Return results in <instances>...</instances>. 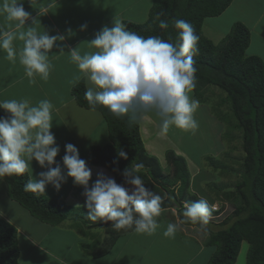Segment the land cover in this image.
Here are the masks:
<instances>
[{
	"label": "clouds",
	"instance_id": "1",
	"mask_svg": "<svg viewBox=\"0 0 264 264\" xmlns=\"http://www.w3.org/2000/svg\"><path fill=\"white\" fill-rule=\"evenodd\" d=\"M0 15L13 22L9 24L10 30L0 27V50L6 52V59L15 62L18 56L30 82L34 83L36 76L47 80L53 67L49 53L65 37L38 32L39 21L25 11L22 0H0ZM30 19L34 26L26 28ZM173 25L178 33V44L160 36L145 38L115 19L112 27L105 26L88 42L97 51L81 55L79 48L71 50L72 62L90 85L85 92L90 106H103L117 117L131 115L140 120L155 113L161 121V136H166L172 127L196 130L199 124L195 113L200 102L191 93L197 84L193 58L199 53V37L193 26L183 19L173 21ZM159 27L166 30L169 24L160 20ZM84 28L86 25L82 30ZM16 40L23 42L19 51L14 44ZM60 54H64L62 50ZM79 79L77 77L74 83ZM0 109L11 114L10 118H0V178L27 173L25 191L44 195L49 185L60 191L67 181L57 163L60 149L52 133V103L46 99L36 105L28 99L0 100ZM65 148L63 165L67 177L85 189L88 220L111 222L115 230L134 227L137 233L147 234L160 227L157 218L165 211L163 201L146 187L140 175L142 163L132 164L123 171L126 183L134 186L131 192L103 174L89 187L92 170L80 157L76 146L69 143ZM118 156L128 159L123 149L118 151ZM33 160L47 169L38 179L33 176ZM214 211V204L200 198L185 202L183 217L193 224L206 226ZM176 231L177 224L169 223L163 234L174 237Z\"/></svg>",
	"mask_w": 264,
	"mask_h": 264
},
{
	"label": "trees",
	"instance_id": "2",
	"mask_svg": "<svg viewBox=\"0 0 264 264\" xmlns=\"http://www.w3.org/2000/svg\"><path fill=\"white\" fill-rule=\"evenodd\" d=\"M233 1L150 0L152 5L145 22L125 21L124 24L129 31L145 38L160 36L173 44H178V33L173 21L183 19L193 26L199 37V53L193 58L197 81L193 91L199 95L204 87L215 85L226 92V97L214 114L225 125V141L236 140L238 137L234 132H241L239 139L244 153L242 159L237 160L242 168L239 181L234 185L230 182L221 183V186L213 183L218 189L215 191L220 192L215 194L218 200L234 201L236 207L222 222L223 227L212 233L209 239L208 245L217 248L210 264H236L243 242L249 244L247 264H264V61L259 56L247 54L252 33L242 22H236L219 44L203 32L209 19L221 16ZM160 20L168 22L166 30L160 29ZM86 90L85 81L74 86L72 94L75 101L85 109L99 111L109 131L107 145L90 148L91 163L107 168L119 184H127L123 176L126 168L142 163L144 167L140 175L146 187L161 196L162 208L165 210L177 205L184 220V202L192 203L200 199L188 192L191 189V175L184 156L168 151V166L162 167L158 158L145 150L140 119L131 115L117 117L103 106L91 107L85 98ZM226 105L228 108L224 110ZM10 117V113L0 109V118ZM120 149L127 153V160L118 156ZM212 166L216 171L220 169L221 177H226V174L231 176L230 173L235 171ZM1 179L7 184L9 199L18 202L32 217L49 226H60L65 221L77 222L81 219L89 228L104 230V237L93 232L85 238L86 242L81 243L80 251L92 260L99 261L106 257L120 237L134 231V227L115 230L111 222H92L87 218L88 210L69 205L65 198H50L25 191L27 173ZM225 188L226 192H223ZM77 210H82V215L76 214ZM194 225L201 226L199 223ZM21 257L18 229L0 216V264H22Z\"/></svg>",
	"mask_w": 264,
	"mask_h": 264
},
{
	"label": "crops",
	"instance_id": "3",
	"mask_svg": "<svg viewBox=\"0 0 264 264\" xmlns=\"http://www.w3.org/2000/svg\"><path fill=\"white\" fill-rule=\"evenodd\" d=\"M98 1L99 3L98 5L96 3V5H97V9L99 10L100 0ZM22 4L25 11H27L33 19L39 21V24L36 26L38 32L43 33L44 31H46L50 36L65 37L63 41H58L57 46H55L52 49V52L49 53V61L53 62L54 64L52 67V72L57 73L59 76L57 77L56 80L57 85L59 80L60 82L65 84L67 80L72 79L73 76H77L85 80L86 86H90L86 78L79 72L77 65L74 62H72L71 56L69 54L71 50L77 48H79V52L81 55H84L85 53L97 51L95 48L91 47L88 44V42L92 41L95 38L97 33L100 32L101 28L107 26L106 24L107 20L104 17L106 12L103 13L102 18L96 15L85 14L84 12V8H86L85 0H37V2L34 3H32L31 0H22ZM133 4L129 3L126 7L124 8L121 7V11L116 12V14L121 18L120 20L122 21V23H124L125 21L135 22L132 21L131 18L130 20L122 18L123 13L133 10ZM106 6L108 9H111L115 6V4L112 0H108L106 2ZM107 8L106 11H108ZM139 11L141 12L142 10ZM225 16H230V18L232 17V19L230 21L227 20L224 21ZM146 20L147 19H144V21L142 22L140 21L137 22L143 23ZM210 21L212 22V26L215 29L219 30V32H221L223 38L226 36V33L227 34L229 33L235 22H242L245 25H247L252 33V41L247 51V54L251 56L254 55L259 56L264 61V0H234L233 4L221 16L209 19L208 22ZM10 23L13 22H8L5 19V16L0 15V27H3L5 30H10L9 29ZM85 25L86 28L82 30V26ZM226 25H227V29H225ZM32 26L34 25L32 23V19H30L26 22L25 27L27 28ZM206 26L207 25L205 24L203 28V32L208 31ZM109 27L112 26L110 25ZM209 34L212 35L211 33ZM209 37L213 38L212 40H214V42L222 40V37L218 38L216 36V39H214L213 35ZM14 44L17 51L23 48L22 41L16 40ZM61 50L63 51L64 54H60ZM17 60L19 61V58ZM0 62H1V57H0ZM5 62L6 61L3 60V62L0 63V67H3L5 65ZM8 66L13 70L15 69V67L12 65H8ZM4 68L0 70V86L2 87V89H0V100H3V93L6 90L12 93H13V89L17 90V84L18 81H20L19 77L22 75L19 73L18 74L19 77L17 79H11V73H10L11 71L6 69L7 73L5 74ZM25 77L27 76L24 72V74L20 77V79L24 80L26 79ZM47 80H50V82H48L47 87H45V81ZM47 80L41 79L39 76L35 77L33 88L30 87L28 88V93L32 96L27 98L30 103L32 102V104H34L38 102V100L34 99V95L37 94L34 87L37 89L38 93L47 97V99L49 100V94L45 90H47L48 92L51 89L54 90L51 74L49 75ZM23 88H25L24 83H23ZM73 88L74 86L73 85L71 86L69 82H67L66 92H68V94L70 92L72 97H73L72 94ZM55 90L60 91L61 89L58 86L57 88H55ZM10 96L13 97L12 95ZM73 99L75 100L74 97ZM67 100L70 99L67 98ZM65 105L66 103L60 106L64 107ZM200 107L198 108V110L201 111ZM56 110L57 108L54 107V111ZM86 110L90 112L95 111L92 109H86ZM67 118L68 119H65L62 116L60 117L54 116V118L52 119L53 122L52 133L54 134L55 138L57 134L60 133L61 138H63V145H65L67 143V139H69L71 144L76 146L80 153H83L82 159L86 161L87 166L92 170V179L89 182V187L92 186V184L96 181V179L99 177L100 174H103L104 176L112 178L116 181L115 176L112 172H110L105 167L93 165L90 160L89 151L92 146H105L109 143V141L107 142L106 140H102L104 133L106 132L109 137L108 126L106 125L107 123L103 127L104 128L103 133L100 135L99 130L96 126L99 123L95 121V125L91 126L90 128L91 133L90 134L87 133L88 134L87 135V134H82L81 130L79 131L77 130L78 129L77 126L74 125L76 121L75 117L70 116ZM216 120L218 119L216 118ZM160 124L161 123H159L156 120V117L150 113L147 118L140 120V132L146 152L149 155L158 158L159 162L161 160L162 161L161 165L162 167L165 168L168 166L166 160V154L168 151H174L178 155L184 157L186 156L184 155V152L180 150L178 146H176L174 141L171 139L172 138L171 135H166V136L159 135ZM221 136L222 135H219V137ZM61 138L59 140H61ZM65 154H66V149H62L60 150L57 156V163L60 164V166L64 169L63 174L66 177V181L68 183L70 182L69 183L70 190L66 194L65 200L69 205L75 207L79 205L80 207L85 208L87 210V208L85 207V201H86V197L84 195L85 189L83 187L76 186L73 180L67 177V172H65L64 165L63 163H61L63 161L62 159ZM187 159L191 164L190 168H188L191 175V189H189L188 192L189 194L193 193L197 195L199 198H202L197 189L200 188L203 185V183H201V185H195L196 184L195 182L199 174L203 172L205 168L197 167L198 169H196L195 167L196 164L194 163V161L191 160L189 157ZM193 166L197 170V175H195L196 172L194 173V170L192 169ZM206 181L207 180H204L202 182L207 184L208 181L207 182ZM211 183L214 182L209 181L208 186H210V190L212 191ZM120 185L125 187L129 192L134 190V186L128 183L120 184ZM48 190L49 188H46V191ZM53 191L55 192L57 190L53 188ZM203 197L207 198L206 195H203ZM215 197L214 198L216 199V201L221 203V200L219 201L216 195ZM50 198H56V196H52ZM210 198L211 199H209L208 197L207 199L214 201L212 196ZM215 204L218 205L217 203ZM219 210L217 212H219ZM0 216L6 219L7 221H9L10 223L12 222L11 219L6 217L2 211H0ZM227 217H225L221 221L218 220L214 223L210 222L204 227L195 226L187 218L184 217V220L181 218L177 205L174 204L171 209L163 211L162 214L157 218V222L160 225V227L154 233L152 234L137 233L134 230L128 234H125L116 241V243L112 247L111 252L106 257L102 258L99 261L92 260L87 256L86 259L81 258L80 260L78 259L77 261L75 260L74 257L73 258L74 260H72L71 262H67L64 259H61V257L58 260L51 256L49 257V255L47 257L49 259V262H51L52 264H56V262L57 264H210V260L213 257V254L216 252L217 248L216 246L208 245V242L210 241L209 239L211 238L212 233L220 230L223 227L222 222ZM181 221L184 222L181 223ZM169 223L177 224V231L174 237H165L163 234ZM17 227L19 231V236L20 235L22 236L21 238L23 243L26 246L29 245L31 247L30 250L33 251L34 254L37 253L38 256L43 255V253L41 252V250H43L41 248L43 247L41 242L39 240H33L32 234L25 232V230L22 227L19 226ZM64 233L65 232L63 231L57 233H51V235H53L54 237L53 241L71 238V235L65 236ZM21 238H19L20 249H21V241H20ZM78 241H82V240L77 239L75 243ZM55 244H62V243H55ZM73 245L74 243L71 246H69L68 250L65 253L67 252L72 253L74 249ZM44 249H46L47 253L53 254L52 250L48 248H44ZM248 249H249V244L247 242H243L236 264H247ZM24 252H26V250ZM21 256H23V252H21ZM30 256H34V255H30ZM28 257L29 254L27 253L22 260H26L28 259Z\"/></svg>",
	"mask_w": 264,
	"mask_h": 264
},
{
	"label": "rangeland",
	"instance_id": "4",
	"mask_svg": "<svg viewBox=\"0 0 264 264\" xmlns=\"http://www.w3.org/2000/svg\"><path fill=\"white\" fill-rule=\"evenodd\" d=\"M107 1L108 0H100V6L98 10L97 9V5L99 3L98 0H85L86 8H84L85 14L96 15L100 18H102L103 13L106 12L104 17L107 20V23H106L107 27H109L110 25L113 26V21L115 19L117 20L121 19L116 14V12L121 11V7L124 8L129 3L131 4L134 3L133 10L127 11L128 13L127 12L123 13L122 18L129 19V20L131 18V20L135 21V23H138L137 21L142 22L144 21V19H147L150 6L152 5V3L149 2L150 0H112L115 6L111 8L112 9L111 10V9H108L106 6ZM106 8L108 9V11H106ZM139 10H142L141 11L142 13ZM231 19L232 17L230 18V16H225L224 21L226 20L230 21ZM103 28H101L100 31ZM206 28L208 31L205 32V35L207 36L213 35L214 39H216V36L218 38L222 37L223 39V35L221 34V32H219V30L215 29L212 26L211 21L207 23ZM225 29H227V25ZM208 32L211 33L212 35H210ZM214 43L219 44L220 41H215ZM0 57H1V62H3V60L6 61L5 65L3 67H0V70H2L5 67L4 68L5 74L7 73V70H10L11 79H17L19 77L18 76L19 73L22 75L24 74L25 72L24 67L17 60L18 58L16 59L15 62L9 61L8 59H6V52H4L3 50H0ZM50 63L52 64V66L54 65L53 62H50ZM8 65L14 66L15 69L13 70L9 68ZM58 68H59V65H58ZM58 68H57V71H58ZM50 74L52 76V84L54 86V90L51 89L49 91L50 93L47 90L45 91L49 94V101L52 103V105L55 108H57V110L54 111V107H53L52 119L54 118V116H59V117L62 116L65 119H68L67 117H70V116L75 117L76 121L74 125L77 126L78 131L79 130L82 131V134H87V133L90 134L91 133L90 128L91 126L95 125V121H96L99 123L96 126L99 130V134L101 135L103 133V129H104L103 127L105 126L107 122L105 121L104 117L102 118V115L100 114V112L96 110L94 112H90L80 107L76 102H74L75 100L73 99L70 92L69 94L68 92H66L67 82H69L71 86L72 85L76 86L78 83L85 81V80L80 78L78 82L74 83L77 76H73V78L70 80H67L65 84H63L59 80L58 85H57L56 80H57V77H59L58 74L53 73L52 69L50 71ZM20 77H19L20 81H18V84H17V90L13 89V93L6 90L3 93V100L15 99L17 101H20L23 99H27L28 97H32L28 93V88L29 87L33 88V82H30V79L27 77H25L26 79L24 80H21ZM48 82H50V80L45 81V87H47ZM23 83L25 85V88H23ZM58 86L61 89L60 91L55 90V88H57ZM0 89H2L1 86H0ZM34 89L36 93L38 94V95L37 94L34 95L35 100H38V102L41 100H45V99L48 100L47 97L38 93L35 87ZM9 93L13 97H11ZM226 95L227 94L225 91H223L222 89H220L219 87L215 85H208L204 87L199 95H195V92L193 91L191 93V96L195 99H198L200 102V106H201V107L199 106L201 111L197 110V112L195 113V119L198 121L199 127L194 131H182L175 127H172L170 128L167 134V135L172 136L171 139L174 141L176 146H178V148L184 152V155L186 156L184 158L187 161H188L187 158L189 157L196 164L195 166L196 169H198L197 167L205 168V170L201 172L199 176L197 177L195 185H201V183H203V185L197 189L200 193V196L204 198L203 195H206V197L207 198L209 197V199H211L210 197L212 196L214 201H211L207 198L205 199H207L210 204L216 205L215 203H217L219 205L218 210L220 209L219 212H216V214L212 213L209 219V223L210 222L214 223L218 220L221 221L228 215H231L236 207V203L234 201H226V202H221V203L216 201L215 194L220 193V192L215 191L218 189L213 183H211L212 185L211 186L212 191H211L210 186H208V182L213 181L218 186L223 185L221 183H225V182H230L232 183V185H234L235 182L237 180L239 181L242 176L241 175L242 168L240 164L237 162V160H239L240 158L242 159V155L244 156V153H242V150H241V141L239 139L241 136V132L239 131L234 132V134L238 137L236 140H232L230 142L225 141L223 138V133L225 132V129H226L225 125L220 120H216V117L214 114V112L218 110L216 108L219 106V103L226 97ZM67 98L70 99L71 101L67 100ZM37 103L32 104L31 102L32 105H36ZM65 103L66 105L64 107L60 106ZM226 108H228L227 105L224 107V110H226ZM151 114L156 117V120L159 123H161L160 118L157 115H155V113H151ZM219 135H222V136L219 137ZM60 138H61L60 133H58L55 138L56 145L59 147L60 150L66 149L65 145L71 143L70 140L67 139V143L63 145V138L59 140ZM102 140H106L107 142L109 141L107 132L104 133ZM208 142H211V143H208ZM234 147H236V149ZM79 154H80V157L83 158L82 156L83 153L79 152ZM160 162L162 164L161 160ZM61 163H63V161ZM187 163H188V168H190L191 166L190 162L188 161ZM212 165L216 167L221 166V168H224V169L227 168L229 170H235V171L230 173L231 176H228V174H226V177H221L219 176L220 169L216 171ZM31 166L33 170V176L37 179L39 178V174L41 172H44L47 170L46 168H41L38 162H36L35 160L32 161ZM192 169L194 170V173L196 172L195 175H197V170L194 168V166ZM65 172H67L66 168H65ZM204 180L208 181V182L206 181L207 184L202 182ZM69 183L68 182L63 183L61 186V190L55 191V192L53 191L54 187L52 185H49L47 187L49 188V190L45 192V195L48 197L56 196V198L64 199L66 197V194L70 190ZM206 185L208 186L209 190ZM51 187H52V190H51ZM226 188L223 190V192H226ZM227 191H228V188H227ZM0 211H2L6 217L11 219L12 221L11 223L17 229H18L17 226L22 227L25 230V232L32 234L33 240H39L44 248H48L52 250L53 252V254L48 253L47 255H45L47 251L46 249L41 247L43 250H41V248L40 250L43 253V255L38 256L37 253L34 254L33 251L30 250L31 247L29 245L26 246L23 243L22 238H21L22 236L20 235L19 238H21L20 239L21 252H23V256L21 257L22 264H52L51 262H49V259L47 257L48 255L49 257L51 256L57 260L61 257V259H64L67 262H71L72 260H74L73 259L74 257L76 261L78 259L80 260L81 258L86 259L87 257L85 253L80 251L81 243L86 242L85 238L89 237L91 233L93 232L98 233L100 237H104L106 233L102 229H97V228L93 229V228H89L85 226L81 219L80 221H77V222L65 221L60 226H55V227L51 225L49 226L39 221L38 219L32 217L29 214V212L25 208H23L18 202L9 200V196L7 194V184L4 181H2V179H0ZM76 214H78L79 216L82 215V210H77ZM62 231L65 232L64 233L65 236L71 235V238L53 241L54 237L53 235H51V233H57V232H62ZM77 239L82 240V241H78L75 243ZM55 243H62V244H55ZM73 243H74L73 245L74 249L72 253H69V252L65 253L68 250L69 246H71ZM25 250L26 252H24ZM27 253L29 254L28 259L22 260L23 257H25ZM30 255H34V256H30Z\"/></svg>",
	"mask_w": 264,
	"mask_h": 264
},
{
	"label": "built area",
	"instance_id": "5",
	"mask_svg": "<svg viewBox=\"0 0 264 264\" xmlns=\"http://www.w3.org/2000/svg\"><path fill=\"white\" fill-rule=\"evenodd\" d=\"M218 210V205H215V211H217Z\"/></svg>",
	"mask_w": 264,
	"mask_h": 264
}]
</instances>
